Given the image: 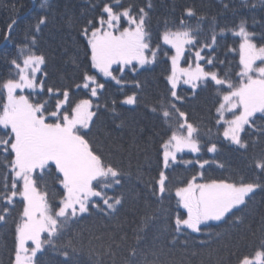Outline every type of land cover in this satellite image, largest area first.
<instances>
[{
    "label": "snow or ice",
    "instance_id": "1",
    "mask_svg": "<svg viewBox=\"0 0 264 264\" xmlns=\"http://www.w3.org/2000/svg\"><path fill=\"white\" fill-rule=\"evenodd\" d=\"M216 3L221 10L217 14L186 4L179 16H164L163 27L153 30L154 0H86L80 17L66 20L75 32L72 45L77 54L70 59L79 76L70 87H59L49 80V57L39 51L53 9L51 0H41L42 11L25 33L27 43L8 60L9 77L0 80V224H7L17 206L21 208L10 264H43L49 252L62 257L58 264H75L86 248L89 264H106V258L110 264H167L162 259L165 248L170 245V252L178 243L186 245L188 240L181 237L223 238L232 233L236 243L225 248L234 259L226 264H264V199L257 201L258 196L264 198V18L254 20L261 27L258 39L245 18V10L258 5L264 9V0ZM11 9L15 13L16 5ZM229 12L239 16V22L221 25L219 16ZM15 24L12 18L5 41ZM229 33L239 38L238 48L226 44ZM222 45L238 54L237 71L218 67L227 63V55H217ZM159 63L169 65L164 74L167 91L155 103L145 104L168 128L164 135L156 133L160 140L155 158L149 153L152 137L143 147L135 134L127 149L118 142L121 137L112 142L115 152H143L148 169L138 164L133 172L131 164L125 167L89 137L99 119L106 83L114 82L120 91L131 89L119 100L112 98L110 108L104 104L119 117L118 103L132 109L141 103L146 84L138 74ZM207 90L216 96L215 135L242 151L257 179L236 180L231 173L209 177L213 165L226 169L218 158L222 145L212 139L213 128L203 118L194 120L183 108ZM124 127L123 120L115 123L116 129ZM205 152L211 156L206 158ZM179 165L193 174L174 186L172 173ZM133 180L136 186L126 189ZM173 189L176 207L166 208ZM129 204L133 214L143 205L140 224L131 235L119 219ZM89 218L115 223L103 224L106 230L100 234L90 231L85 245L83 233L73 229ZM161 220L171 238L164 247L151 249L143 233ZM213 227L224 231L214 233ZM93 240L101 243L93 246ZM198 242L207 245L210 240ZM249 245L252 251L240 250ZM217 264L225 261L218 259Z\"/></svg>",
    "mask_w": 264,
    "mask_h": 264
},
{
    "label": "trees",
    "instance_id": "2",
    "mask_svg": "<svg viewBox=\"0 0 264 264\" xmlns=\"http://www.w3.org/2000/svg\"><path fill=\"white\" fill-rule=\"evenodd\" d=\"M140 2V0H137ZM156 4L155 13L153 16V30L159 26L163 27L162 19L164 16H169V19L180 15V8L186 4H195L204 12L211 14H217L221 10L218 8L216 0H154ZM238 3V0H234ZM41 0H0V80L9 77L10 65L8 60L18 54L19 48L27 43L25 41V33L29 26L34 25L37 21L38 16L41 13L40 9ZM53 9L50 13V23L44 29L43 38L40 42L39 51L44 52L48 57L47 70L49 73V80L59 87H70L73 84V80L78 78L79 71L75 69L71 62V57L77 54V49L72 45V38L75 32L69 29L66 20L68 17H80V13L87 8L86 0H51ZM16 5L15 13L11 9V5ZM175 5L176 11L173 13L172 9ZM15 18L16 24L13 26L12 36L8 41L3 39L5 33L8 31V25L11 23V19ZM245 18L248 21V27L254 29L257 33V39L261 31L260 23H254L255 21H261L264 18V9L260 8L259 5L254 10H245ZM240 17L234 15L232 12L221 14L219 16L221 25H229L232 23L239 22ZM158 21H160L158 25ZM195 24V21H193ZM208 33V28L205 26V35ZM239 38L231 37L229 33L226 38V44L238 48ZM217 55L220 59H225L227 55V63L219 65L218 67L224 71L231 70L233 72L238 70V54L227 52L226 47L223 45L218 50ZM81 59L83 60L82 53H80ZM203 63V62H202ZM182 66L183 63H182ZM169 68L168 64L159 63L153 65L147 69H142L138 74L141 81L145 82L146 87L141 97V103L135 109L130 106H124L117 104V108L120 111V116L115 117L113 113L106 110L104 104L107 103L109 108L111 107V99L116 98L119 100L123 97L125 92L130 93L131 89L119 90V86L115 85L114 82L108 81L106 83V90L101 96L99 103L101 107L98 112L99 119L95 120V128L92 130V135L89 139L92 143L104 152H113L114 156L121 160L125 167L129 164L132 166L133 172H135L138 164L144 165L147 171L148 166L144 160V154L141 152L137 155L136 149L131 150V155L128 151L115 152L112 147V142L117 137H121L118 141L122 143L125 149L128 148L129 144L135 134L137 143L144 146L148 141L149 137L153 138L154 144L150 148V155L155 158V153L159 148L160 136L156 133L164 135L167 131V125L163 122V118L158 114H154L145 104L151 105L156 100L161 98L167 91V83L164 79V74ZM130 76V74H129ZM103 80V78L101 77ZM181 88H186L182 86ZM84 94L81 93V96ZM80 97H73V99H79ZM215 100L216 96L211 90H207L200 93L197 100L192 103L185 104L184 110L191 114V118L194 120H201L203 123L213 128L212 139L220 143L221 151L218 153V158L226 164L225 170L215 169L208 173L209 177H220L221 175L227 177L230 173L232 177L239 180L241 177L247 180H255V176L252 169L249 167V161L246 159L242 151H234L232 147L227 145V142L222 141V137L215 135L214 120L212 117L215 115ZM95 119V118H94ZM119 123L121 120L124 121L125 127L123 129H116L115 123ZM142 130V131H141ZM206 140L207 137H204ZM191 153H185V158H192ZM204 156L210 157L211 154L205 152ZM153 163V167H154ZM193 172L185 169L184 165H179L176 170L172 173L173 185L178 186L183 184L187 179L191 177ZM51 182L49 181V187L51 188ZM136 186L135 180L126 184V189H131ZM111 194V190H109ZM262 197L258 196L257 201L260 202ZM155 207V205H154ZM166 208L174 209L176 207V200L173 197L171 201H166L164 204ZM21 210L20 206L11 214L7 224H0V264H10V258L12 257L15 244V223L18 218V213ZM143 215V205L141 204L133 214L131 205H126L120 213V222L125 224V230L128 231L129 235L132 234V229L140 224V218ZM258 219V218H257ZM114 224L115 221L100 220L99 218H89L84 220L75 226L73 229L74 233L82 232L85 240V245L88 244L89 233L94 232L100 234L106 229L103 228V224ZM164 221H157L154 224H150L146 229V239L144 244L151 249L158 250L161 247L167 245L168 240L171 238L169 232L163 231ZM212 232H223V227H213ZM196 237L193 240L191 237H181V241L184 239L188 240V243H178L172 251L168 252L170 245L165 248L166 255L162 257L167 264H217L218 259H223L226 262L229 259H234L228 254L225 245H233L236 243V234L231 235L225 234L223 238L219 237H208L206 235L192 234ZM199 240H210L207 245H201ZM101 243L100 241H92L93 246ZM218 250V251H217ZM244 252L252 251V246L242 247L240 249ZM192 252H197V255H192ZM151 258V257H150ZM62 257L56 255L54 252H49L43 257V264H58ZM75 264H89V257L87 254V248L81 255L75 257ZM106 264H110L107 261Z\"/></svg>",
    "mask_w": 264,
    "mask_h": 264
},
{
    "label": "rangeland",
    "instance_id": "3",
    "mask_svg": "<svg viewBox=\"0 0 264 264\" xmlns=\"http://www.w3.org/2000/svg\"><path fill=\"white\" fill-rule=\"evenodd\" d=\"M182 86H184V85H182ZM212 223H215V222H212Z\"/></svg>",
    "mask_w": 264,
    "mask_h": 264
}]
</instances>
